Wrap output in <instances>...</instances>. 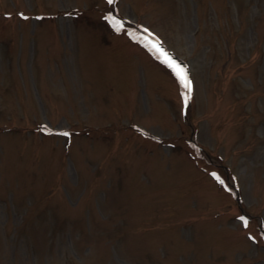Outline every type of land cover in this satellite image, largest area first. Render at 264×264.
<instances>
[{
    "label": "rangeland",
    "instance_id": "1",
    "mask_svg": "<svg viewBox=\"0 0 264 264\" xmlns=\"http://www.w3.org/2000/svg\"><path fill=\"white\" fill-rule=\"evenodd\" d=\"M263 231L264 0H0V264H264Z\"/></svg>",
    "mask_w": 264,
    "mask_h": 264
},
{
    "label": "snow or ice",
    "instance_id": "2",
    "mask_svg": "<svg viewBox=\"0 0 264 264\" xmlns=\"http://www.w3.org/2000/svg\"><path fill=\"white\" fill-rule=\"evenodd\" d=\"M109 3H112V0H109ZM157 48V51H159V48L157 46H153ZM163 55V53H161ZM166 63H168L169 67L173 68L177 78L179 79L180 83L182 84L183 88H185L187 90L188 93L191 92V82L188 79L187 74L185 73V71L180 68L179 65L175 64V62L166 59L165 61ZM189 96L185 95L184 97V103L185 106H187V102H188ZM63 135L67 136L68 133H63ZM245 227H247V221H245Z\"/></svg>",
    "mask_w": 264,
    "mask_h": 264
}]
</instances>
